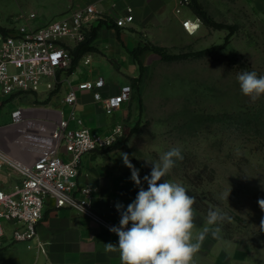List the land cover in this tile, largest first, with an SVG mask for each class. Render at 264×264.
I'll list each match as a JSON object with an SVG mask.
<instances>
[{"label": "rangeland", "instance_id": "1", "mask_svg": "<svg viewBox=\"0 0 264 264\" xmlns=\"http://www.w3.org/2000/svg\"><path fill=\"white\" fill-rule=\"evenodd\" d=\"M202 1L214 20L235 27L234 34L227 45L220 46L230 29L204 24L200 18L198 29L190 36L177 30L172 33L175 40L166 45L145 43L161 47L168 54L189 56L168 60L158 53L157 61L142 67L140 92L133 89L131 96L139 114L134 126L125 132V136L130 134L126 147L145 176L151 172V163L159 162L172 147H179L184 159L176 162L165 179L181 183L189 195L195 196L196 231L205 226L209 209H220L230 219L218 225V238L209 234L205 241L264 264V229L260 226L264 211L258 204L264 199V95L252 102L242 94L237 80L245 70L264 75V3ZM213 46L217 47L210 52L196 54ZM43 97L34 93L0 94V135L6 137L13 132L12 113L19 107L25 108L28 117L44 120L45 108L54 105L39 99ZM46 125L35 123L40 131ZM39 135L13 138L10 145L14 153L19 156L28 148L34 151L26 161L35 158L43 140ZM1 173L5 178H18L7 166ZM23 242L3 247L4 258L13 245ZM0 264L15 263L7 260Z\"/></svg>", "mask_w": 264, "mask_h": 264}, {"label": "crops", "instance_id": "2", "mask_svg": "<svg viewBox=\"0 0 264 264\" xmlns=\"http://www.w3.org/2000/svg\"><path fill=\"white\" fill-rule=\"evenodd\" d=\"M180 1L0 0V26L9 30L21 23H29L34 27L42 25L59 14L89 3H96L102 13V17L94 23V50L84 53L92 54L88 65L84 64L80 57L71 71L61 72L57 92L42 89L39 93H21L43 95L44 97L39 99H47L48 103L54 105L53 108L63 110L71 129L82 126L88 127L93 133L107 134L117 123H122L124 132H127L128 128L134 126L139 114V106L133 98L125 101L120 109L108 114L90 91H78L77 117L70 118L71 107L64 101V93L71 85L98 75H102L106 80L103 94H114L122 85L131 84L134 78L141 75L143 66L157 61L160 57L151 49L144 50L136 57V47L145 45L147 41L166 45L172 38L175 40L173 34L175 35L177 30L184 35H191L184 28L183 21L200 17L194 12L191 2L181 6ZM260 1L264 3V0ZM127 6L133 8L135 19L127 27H119L115 19L126 12ZM178 7L182 8L181 12H177ZM31 13L35 14L33 18H23ZM200 23L201 19L199 25ZM121 153L127 154L130 163L138 169L125 145L93 151L84 154L80 160L78 185L75 189V193L79 195L80 187H94L95 209L117 224L120 213L115 207L116 203L119 202L126 208L139 190L131 180V169L125 166ZM61 155L65 159L70 158L64 149ZM139 176L143 182L145 175L139 171ZM142 186L146 189L147 183L143 182ZM37 230L36 238L13 245L11 253L5 255V258L4 252L0 250V261L12 260L15 264H120L118 253L104 251V243L118 244V236L76 209L57 207L50 197L46 198L43 217L37 224ZM195 261L196 264H262L257 260L225 252L216 242L211 246L208 241L204 242Z\"/></svg>", "mask_w": 264, "mask_h": 264}, {"label": "built area", "instance_id": "3", "mask_svg": "<svg viewBox=\"0 0 264 264\" xmlns=\"http://www.w3.org/2000/svg\"><path fill=\"white\" fill-rule=\"evenodd\" d=\"M190 2L181 0L180 5ZM181 10V7L177 8V12ZM101 14L96 3H89L36 27L21 23L6 33L0 31V94L39 93L42 88L49 92L56 90L59 75L72 66L75 48L87 39ZM34 16L31 13L23 18ZM134 19L133 8L127 6L126 12L118 16L115 22L119 27H127ZM196 20L185 19L184 28L190 33L196 31L200 19ZM91 59L90 53L81 57L86 65ZM105 85L106 80L102 75L71 85L64 93V101L71 107L70 118L77 117L78 91H90L108 114L131 99L133 87L130 83L122 85L114 94H103ZM45 109L44 120L28 117L24 107L15 109L10 124L14 127L13 132L6 134V137L0 135V250L12 242L30 241L37 237V224L43 217L47 197L53 199L57 207L76 209L107 230L110 226L119 225L95 209L94 187H80L79 195L75 189L82 156L113 147L125 134L123 124L117 123L107 134L93 133L82 126L71 129L63 110ZM39 121L47 124L41 131L35 127ZM28 124L31 126L28 127ZM23 134H41L43 139L40 150L36 151L32 160L26 161V156L34 150L23 149L17 156L10 145L13 138L18 136L19 139ZM63 149L70 155L69 159L61 155ZM3 166L11 169L18 178L3 177Z\"/></svg>", "mask_w": 264, "mask_h": 264}, {"label": "clouds", "instance_id": "4", "mask_svg": "<svg viewBox=\"0 0 264 264\" xmlns=\"http://www.w3.org/2000/svg\"><path fill=\"white\" fill-rule=\"evenodd\" d=\"M237 80L242 94L252 102L264 95V75L245 70ZM121 156L139 190L126 208L116 203L119 225L110 226L109 231L118 236V244L104 243V251L118 253L120 264H196L195 257L208 235L218 238L221 231L218 225L230 218L220 209H209L205 226L196 231L195 196L189 195L181 183L165 179L176 162L184 159L179 147L164 152L159 162H150L151 172L143 177L146 189L128 155L121 153ZM258 204L264 211V199L258 200ZM260 226L264 229V219Z\"/></svg>", "mask_w": 264, "mask_h": 264}, {"label": "trees", "instance_id": "5", "mask_svg": "<svg viewBox=\"0 0 264 264\" xmlns=\"http://www.w3.org/2000/svg\"><path fill=\"white\" fill-rule=\"evenodd\" d=\"M192 6H193V10L194 12L202 19V21L210 26H213L215 28H229L230 29V34L226 37V40L223 44H221L220 46H225L227 45V43L229 42V39L231 37V35L234 34L235 32V27L233 25H228L225 23H221L218 22L216 20H214L209 13L207 12V10L204 8L203 4L201 3L200 0H192ZM9 29H6L2 26H0V31L6 33L8 32ZM96 36V27L93 26L92 29L89 32V35L87 37V39L83 42H81L74 50V59H73V64L72 66L68 69V71H71L72 68L76 65L77 61L80 59V57L83 56V54L87 51L90 50H94V45H93V41L95 39ZM217 46H213V47H209L207 49L201 50L199 52H197V55H202L204 53L210 52L211 50H213L214 48H216ZM146 49H151L154 50L156 53H159L163 58L168 59V60H173V59H181V58H185L187 56H189V54L185 53V54H168L166 53L161 47L155 46V45H150V44H146V45H140L138 47L135 48L134 50V54L137 57L139 54H141L144 50ZM142 80V76L140 75L137 78H134L132 80V87L133 89H135V91L140 92V83ZM139 100L142 103V97L139 93ZM134 131V129L132 130ZM131 131V132H132ZM130 134L126 135L125 137H123L122 139H120L115 145L117 146H126V142L129 139Z\"/></svg>", "mask_w": 264, "mask_h": 264}]
</instances>
